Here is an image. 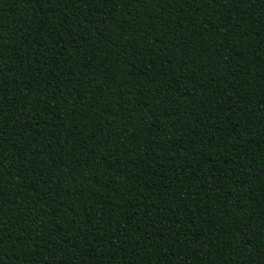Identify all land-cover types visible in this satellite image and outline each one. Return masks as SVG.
<instances>
[{
    "label": "trees",
    "instance_id": "1",
    "mask_svg": "<svg viewBox=\"0 0 264 264\" xmlns=\"http://www.w3.org/2000/svg\"><path fill=\"white\" fill-rule=\"evenodd\" d=\"M0 264H264V0H0Z\"/></svg>",
    "mask_w": 264,
    "mask_h": 264
}]
</instances>
